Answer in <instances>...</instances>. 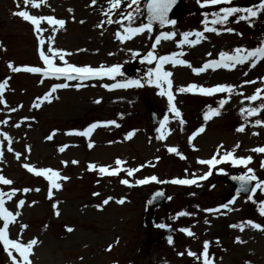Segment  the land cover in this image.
Masks as SVG:
<instances>
[{
	"label": "rangeland",
	"instance_id": "rangeland-1",
	"mask_svg": "<svg viewBox=\"0 0 264 264\" xmlns=\"http://www.w3.org/2000/svg\"><path fill=\"white\" fill-rule=\"evenodd\" d=\"M35 2L38 7L33 8L31 3L25 5L24 0H0V83H6L0 96L7 105L0 104V121H7L0 123V133H7L11 139L9 144L0 135V175L13 181L7 186L0 184V191L31 189L26 193L18 191L11 199L6 197L4 204L15 216L6 229L9 238L15 240L19 233L21 243L33 238L38 241L30 251V264H202L203 257L197 259L187 252L199 255L204 241L209 242L208 257L213 264H264V231L250 225H246L243 231L232 227L249 220L264 226V216L260 215V208L264 207V191L257 189L251 195L252 200L240 197L233 200L229 207L234 210L204 211L216 209L230 200L226 196L228 188L220 182V176L227 173L247 175V169L251 168V175L264 181V167H261L264 153L252 151L264 147V124H255L256 119L264 121V108L253 116H248L247 111L240 112L241 108L258 107L264 103V58L255 66L246 61L235 67H220L218 71L208 68L199 74H194L186 65L164 64L162 70L172 73L169 78L172 86L170 89L167 85L162 87L171 91L173 104L181 114L178 118L169 111L167 95H160L161 89L147 83L148 70L155 68L156 61L149 64L144 60L150 50L157 56L176 52L182 53L178 58L192 67H202L205 62L218 60L221 51L231 54L236 48L254 49L264 41V11L250 22L229 17L226 24L213 25L210 23L214 18L211 14L228 5L201 7L197 0H188L185 11H198L195 29H189L191 24L184 26L185 18H180L167 27L153 29L151 34L145 31L121 43L115 36L118 30L124 34L119 24L104 23L96 27L107 19L103 14L109 9L107 0H97L95 5L90 0ZM128 2L122 0L119 8L112 10L113 20H122L120 12L131 11L137 6L141 12L144 0H139V5H132V9L126 7ZM257 3L258 0H231V6L239 7ZM18 10L63 19L65 24L63 27L49 26L47 21H41L40 27L44 31L40 35L45 40L41 46L33 25L13 14ZM140 12L134 13L133 27L143 23ZM201 15H207V26L216 28V32L204 30L202 21L205 16ZM122 23L127 25L129 21L122 20ZM52 27L56 28L54 33ZM224 28L234 31L227 32ZM193 30L201 32L199 42L194 46L184 44L177 47L181 34ZM161 32L175 35L169 40L162 39L153 50L151 45ZM49 36L53 38V48L63 50L64 61L72 65L103 66L105 69L119 65L121 70L140 52L142 58L136 61L140 71L135 78L114 74L113 78L101 76L82 81H64L55 77L50 80L45 76L43 83L42 75L23 70L12 72L7 67L9 62L17 67L29 64L44 67L39 51L47 53ZM188 39L196 37L193 35ZM53 63L64 66L58 57H53ZM133 80L140 81L143 86L112 89L103 86ZM55 83L69 86L52 92ZM77 83L81 85L79 88L74 87ZM189 84L206 88L226 84L232 85L233 89L230 93L211 95L201 94L198 90L178 91ZM257 88L261 90L260 98L254 101L245 99L255 94ZM45 93L49 94L48 99H37ZM221 99L226 101L222 107L219 105ZM148 105L160 113V121L168 116L160 133L156 132L160 122L152 126L148 121ZM209 108H218L219 115L205 121L204 114ZM109 120L115 124L98 125L87 137L74 132L83 131L92 123ZM240 125H244L242 132L236 131ZM201 126L204 131L194 136L189 144L188 137ZM130 131L133 135L125 139ZM49 135L51 140L46 139ZM159 135L164 139H158ZM89 143L93 144L91 148ZM202 145L207 147L202 148ZM62 146L67 147L60 151ZM8 147L13 151L9 152ZM169 147H175L177 152H169ZM228 151L233 152V158L251 157V160L247 164H233L231 159L220 161L212 166L205 179H198L209 172V166L198 163V160H208L214 155L219 160ZM15 153H21L19 159ZM116 159L123 162L116 175L99 173L101 166H107L110 171L117 167ZM73 160L78 163L72 164ZM25 163L36 169H52L67 179H57L61 187L52 189L49 197L48 181L29 173L23 167ZM89 164L94 165L93 169L89 170ZM128 168L137 171L128 176ZM151 176H155L156 181L135 183ZM194 178L197 182L192 185L170 182L172 179ZM122 179H127L129 184L120 183ZM157 188L166 190L168 200L155 211L152 226L146 230L143 228L145 198ZM108 197L112 199L103 205L102 201ZM21 199L25 203L17 208L16 202ZM121 199L123 203H117ZM53 203L57 204L56 209L52 208ZM57 211L59 215H56ZM17 212L19 215H15ZM180 212L190 215H177ZM20 225L26 227L21 230ZM2 226L3 220L0 219ZM68 227L73 231H67ZM182 228H187L193 235L180 231ZM236 237L243 242H237ZM12 254L19 258L15 250ZM0 264H12L2 245Z\"/></svg>",
	"mask_w": 264,
	"mask_h": 264
},
{
	"label": "snow or ice",
	"instance_id": "snow-or-ice-1",
	"mask_svg": "<svg viewBox=\"0 0 264 264\" xmlns=\"http://www.w3.org/2000/svg\"><path fill=\"white\" fill-rule=\"evenodd\" d=\"M41 3L44 2V0H40ZM92 5H95L97 3V0H90ZM109 4V9L105 11V15H107L106 20H102L100 24H97L96 27H100L102 24L107 23V24H119L122 29L124 34L122 35L121 32L118 30L115 33L116 38L123 43L125 40L131 39L133 35H137L140 33H143L147 31L149 34L152 33L153 30V22L158 23L159 25L163 26L165 24H174L175 21L171 20L168 18V13L171 9V7L175 4L176 0H147L146 4V9H147V23H141L137 27L132 26V20L134 19V13H139L140 8L137 6L136 8L132 9V5H139V0H129V2L126 4V7L129 9H132L131 11L127 12H120V16L122 20H127L129 23L127 25H124L122 23V20H113L111 16L112 10L119 8L120 4L122 3V0H107ZM31 3L33 8L38 7V4L35 2V0H24V4L28 5ZM197 3L200 4L201 7L205 6H210V5H218V4H224L228 6H222L219 8V11L213 12L211 15L214 17L211 20V24H220L224 25L228 22L229 17H235L236 20H246L249 21L251 18H254L257 16V14L261 11H264V0H258V3L253 5V6H248V7H239V6H231V0H197ZM71 11V9H69ZM16 16L21 17L23 20L30 22L33 25V30L37 34V40L39 45L43 46L45 44V40L42 38L40 35L41 32L44 31L43 28L40 27L41 21H47V24L49 26H60L63 27L65 24V21L63 19H55L52 16H36L30 14L26 10H18L13 13ZM222 14V15H221ZM239 14V15H238ZM83 23V21H81ZM202 23L205 24V31H212L216 32L217 29L214 27H208L209 21L207 20V15L205 16V19L202 21ZM224 31L227 32H233L234 29L232 28H224ZM51 31L54 33L56 31L55 27L51 28ZM219 34V33H217ZM240 33H237L239 35ZM173 32H161L158 35L155 36V42L152 43L151 48L154 50L157 47V44L162 40H169L174 37ZM194 35L196 39L194 40H189L188 37ZM181 39L177 42V47H180L181 45L188 44V45H195L196 43L199 42V39L202 38V34L199 31L195 32H184L181 34ZM53 44V38L52 36L48 37L47 41V53L44 50L39 51V58L41 61H43L44 67H29V66H23V67H17L13 66L11 62L8 63L7 67L11 69L12 72H19L21 70L30 72V73H41L44 76H49V77H55L56 79H63L64 81H69V80H75V81H82L85 79L89 78H94V77H101V76H108L109 78H113L114 74H119L120 71V66L119 65H114L111 67H108L105 69L103 66L94 68L88 65L84 66H75L70 63H67L64 61V53L63 50L60 49H55L52 46ZM82 51V50H80ZM51 54V55H49ZM111 54V53H110ZM70 55V53H69ZM182 55V53H176L172 52L170 54L166 55H160L157 56L154 54V51H148L146 56L144 57V60L151 64L153 61H156L155 68L154 69H149L148 70V81L147 83L149 84H154L157 88L161 89L159 92L160 95L164 96L167 95V100H168V108L171 113L174 114V117H180V112L179 110L174 106L173 104V95L171 91H165L162 87V85H167L168 88L170 89L172 86V82L169 79L172 73L168 71L162 70V66L167 63H171L173 66L179 64V65H186L190 68H192V71L194 74H199L201 72H204L208 68H219V67H224V68H230V67H235L236 64H244L246 61L249 62L250 66H255V64L261 59L264 58V41L261 42V44L254 48V49H243V48H236L233 50V52L230 54L228 52L221 51L219 55L218 60H211L209 62H205L202 67H192L187 61L183 59H179L178 57ZM209 55H211L209 53ZM53 57H58L60 61L64 62V66H57L53 63ZM246 75V73H245ZM155 77V78H153ZM245 83H254V81H245ZM137 86L141 87L143 86L140 81L138 80H133V81H127L124 83H117V84H112V85H103L106 88L112 89V88H127L130 86ZM69 85L67 83H55L51 87V91L55 92L57 89H62L65 87H68ZM81 85L77 83L74 85V87L79 88ZM6 87V83H0V93L4 91ZM233 89L232 85H226V84H218L212 87H203V86H198L196 84H189L186 87H181L178 89L180 92H189V91H195L198 90L201 94L204 95H211L213 93H230ZM261 90L257 88L255 90V94L245 97V99L249 101H254L257 100L259 97V93ZM49 98V94L45 93L43 97H38V100H46ZM99 103V101H96ZM226 101L224 99H221L219 101V105L222 107L223 104ZM0 104H5V100L3 99L2 96H0ZM34 106H39V105H34ZM261 108H264V103H262L258 107H249L247 109L241 108L240 112L243 114L245 111H247L248 116H253L260 112ZM16 109H10V111H15ZM219 115V109L218 108H209L208 112L204 114V120L207 121L210 119L211 116ZM27 119V118H25ZM168 120V116L165 115L164 119L160 121V127L156 128V132L160 133L161 129L164 128L166 122ZM0 123H7V121H0ZM180 123L183 124V120H180ZM110 124H115V121L109 120V121H98L95 123L90 124L87 128H85L83 131H75L76 135H81L87 137L93 129H95L98 125H110ZM256 125H261L264 124V121L261 119H256L255 120ZM19 126V125H16ZM119 127V125H116ZM204 131L203 126L200 128H197L192 135L188 137V142L191 144L192 139L194 136H196L198 133H201ZM236 131L242 132L244 131V125H240ZM255 134V133H254ZM0 135L3 136V139L5 141H8L9 144H11V139L7 135V133H0ZM133 135V132L130 131L125 135V139L130 138ZM158 139L163 140L164 136L159 135L157 137ZM46 139L51 140L52 136L49 135L46 137ZM93 146L92 143L88 144V147L91 148ZM64 147L67 146H62L60 148V151L64 150ZM238 147V145L236 146ZM27 148V146H26ZM8 151L12 152L13 149L11 147H8ZM169 152H177V149L175 147H169L168 149ZM253 152H259V153H264V147H257L252 149ZM2 155V153H0ZM15 156L17 159L20 158L21 153H15ZM181 158H183L181 156ZM27 159V157H25ZM233 164H247L250 160L251 157H246V158H233V152L228 151L224 153L223 156H220L219 160L217 157L214 155L212 158L208 160H198V163L208 165L209 166V172L204 173L202 176L198 177V179H205L207 175L211 173L212 166L215 164L219 163L220 161H226L230 160ZM62 163L67 164V162L62 161ZM72 164L78 163L77 161L73 160L71 161ZM123 162L120 159L115 160V165L117 167L109 170L107 166H101L99 167L98 171L100 174H107V175H116L120 171V165ZM23 167L27 169L29 173H34L37 176H42L44 177L48 183H49V191H48V196H52V189H59L61 185L56 182L57 179H67V177H60V174L57 171H54L49 168H41V169H36L35 167L25 163L23 164ZM94 165L89 164L88 168L89 170L93 169ZM261 167H264V162H262ZM137 171V169L133 168H128L127 169V175L131 176L133 172ZM247 172L249 174L247 175H241L239 177H233V179H238L240 181V187L237 189V194L240 192H250V193H255L257 189H260L261 191H264V181L258 180L255 175H251L253 170L251 168L247 169ZM155 176H151L145 179H140L136 180L135 183L137 185L140 184H145L149 180L151 181H156ZM251 181H256L255 186L249 188L248 185ZM172 184H178V185H192L196 184L197 178L194 179H172L170 181ZM13 183L12 180L5 178L3 175H0V184L2 185H11ZM122 184H129V181L127 179H122L120 181ZM31 189L29 188H24V189H15L11 188L9 191H0V219L3 220V226L0 227V245L3 246V251H5L8 256L11 259L12 264H30L29 261V254L31 249L33 248L34 245L38 243V241L33 238L29 240L27 243H21L19 239V233L17 236V239H10L8 236V233L6 229L9 226L10 220H14L15 216L14 214L7 210L4 207L5 204V198L7 197L8 199H11L16 195L18 191H23V192H28ZM38 191L39 189H35ZM93 195H98L97 193H93ZM157 195H162V193H157ZM111 197H108L102 201L103 205H106L109 203V200H111ZM235 197H233V200ZM249 200H252V196H248ZM233 200H229L228 203L220 205L216 209H205L204 211L207 212H219L220 208L228 209V210H234L229 207L230 204L233 203ZM24 200H19L16 202V207L19 208L22 205H24ZM35 203V202H33ZM117 203H123V199L118 200ZM264 203V202H262ZM52 208L56 209L57 204L53 203ZM15 215H19L17 212ZM56 215H59V212H56ZM177 215H190V213H185V212H180L177 213ZM260 215L264 216V207L260 208ZM207 223V221H205ZM246 225H250L252 228L257 229V230H262L264 231V226H262L259 223H255L251 220L242 222L239 225H232V227H239L241 231H243L244 227ZM26 225H20L21 230L25 228ZM160 227H164V225H160ZM67 231L71 232L73 229L71 227H68L66 229ZM180 231L185 232L187 235L192 236L193 233L190 232L187 228H182ZM237 242H243L240 240L239 237H236ZM168 242L171 244L172 243V238L171 236L168 237ZM111 247V246H109ZM208 249H209V242L204 241L202 245V251L199 253H193L191 251H188L187 254L192 257H196L197 259H200L203 257L202 264H213V262L209 259L208 257ZM12 250H15L16 253L19 254V258L16 256H13ZM182 254V253H181Z\"/></svg>",
	"mask_w": 264,
	"mask_h": 264
},
{
	"label": "water",
	"instance_id": "water-1",
	"mask_svg": "<svg viewBox=\"0 0 264 264\" xmlns=\"http://www.w3.org/2000/svg\"><path fill=\"white\" fill-rule=\"evenodd\" d=\"M181 4H182V0H176L175 4L171 7V9H170V11H169V13H168V18H169V19L171 18V16H172L173 14H175L177 11H179V10L182 8ZM144 17H145V19H146V21H147V9H146V8H145V11H144ZM153 25H154V26H160L158 23H155V22H153ZM150 119H151V122H152L153 124L157 123V121H158V118H157V116L155 115V113L153 112V110L150 111ZM232 190H234V187L232 188ZM156 195H157V193H156ZM154 196H155V194H154L153 196H151V198H149V201L153 200V197H154ZM157 196H158V195H157ZM159 197H161V195H159ZM162 200H163V198H161V200H160V198L157 199L158 202H157L156 204L152 205L151 207L157 205V204L160 203ZM150 218H151V211L149 212V214H148V216H147V218H146L147 221H149Z\"/></svg>",
	"mask_w": 264,
	"mask_h": 264
},
{
	"label": "bare ground",
	"instance_id": "bare-ground-1",
	"mask_svg": "<svg viewBox=\"0 0 264 264\" xmlns=\"http://www.w3.org/2000/svg\"><path fill=\"white\" fill-rule=\"evenodd\" d=\"M194 139H192V141H193ZM205 147H207L206 145H202V148H205Z\"/></svg>",
	"mask_w": 264,
	"mask_h": 264
}]
</instances>
